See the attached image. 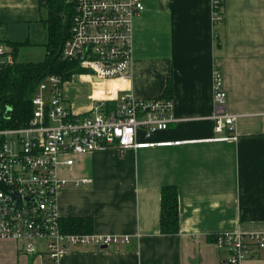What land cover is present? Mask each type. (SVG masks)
Here are the masks:
<instances>
[{
  "label": "crops",
  "instance_id": "1",
  "mask_svg": "<svg viewBox=\"0 0 264 264\" xmlns=\"http://www.w3.org/2000/svg\"><path fill=\"white\" fill-rule=\"evenodd\" d=\"M142 1L144 11L132 23L131 77L97 83L74 75L75 85L70 79L62 86L64 104L80 115L94 101H114L126 92L168 98L174 122L153 139L188 143L108 149L74 155L70 167L59 165L57 175L66 181L57 197L60 222L86 217L93 236L129 238L106 247L68 246L59 264H225L228 250L217 245L219 235L264 234V0H223L220 25L214 24L212 0ZM42 4L0 0V45L15 63L22 45L45 40L46 55V28L41 40L32 38V30L25 40L17 33L21 24L44 25ZM215 74L226 95L225 112L237 116L221 134L211 119ZM225 135L236 140H213ZM82 179L90 183L74 186ZM166 186L178 194L174 235L160 231ZM36 246L26 255L21 244L0 240V264H46L43 245ZM241 264H264V250Z\"/></svg>",
  "mask_w": 264,
  "mask_h": 264
},
{
  "label": "built area",
  "instance_id": "2",
  "mask_svg": "<svg viewBox=\"0 0 264 264\" xmlns=\"http://www.w3.org/2000/svg\"><path fill=\"white\" fill-rule=\"evenodd\" d=\"M68 34L60 58L75 64L85 76L128 80L132 63V23L144 11L142 0H72ZM214 24L222 20L223 0H212ZM3 66L15 63L12 53L0 45ZM226 95L215 74L213 129L221 134L237 116L224 110ZM32 115L27 124L0 127V240L21 244L28 255L43 245L46 264H59L68 246L106 247L128 244L127 237L72 234L62 230L57 197L66 181L57 167L73 165L74 155L117 149H152L180 146L187 141H155L174 122L173 102L168 98H137L126 92L114 101H94L89 112L74 114L65 106L60 75L41 78L30 98ZM264 123V114L262 115ZM214 141H234L219 136ZM89 179L74 186L89 184ZM216 243L228 250L225 264H241L253 253L264 250V234L219 235Z\"/></svg>",
  "mask_w": 264,
  "mask_h": 264
},
{
  "label": "trees",
  "instance_id": "3",
  "mask_svg": "<svg viewBox=\"0 0 264 264\" xmlns=\"http://www.w3.org/2000/svg\"><path fill=\"white\" fill-rule=\"evenodd\" d=\"M41 1L48 12L44 20L48 33L45 59L41 62H16L0 70L1 128H16L28 123L32 115L30 97L42 77L56 74L67 81L75 75L77 69L75 64L60 58L61 45L68 34L72 0ZM61 227L66 233H91V221L86 217L62 219ZM178 230L177 190L166 186L161 189L160 231L164 235H174Z\"/></svg>",
  "mask_w": 264,
  "mask_h": 264
},
{
  "label": "rangeland",
  "instance_id": "4",
  "mask_svg": "<svg viewBox=\"0 0 264 264\" xmlns=\"http://www.w3.org/2000/svg\"><path fill=\"white\" fill-rule=\"evenodd\" d=\"M39 12H40L41 19H46L47 18V10H46V8H45V6L43 4L40 7V11ZM218 24L219 25L222 24V20ZM218 24H215V25H218ZM29 30L33 31V32L30 33L32 38H38L39 40L46 38L45 27H44L43 23L41 24L40 22L36 23L34 25V27H32V28H29L27 23L19 25V27H17L18 36L20 38H22V40H25V38L27 36H29V34H28ZM44 41H43V43H44ZM43 43H41V44L35 43L32 46L22 45V47L19 48V55H17V61L18 62H27L26 60H32V59L36 60V61L44 60L45 59V49H44V46L42 45ZM75 76H85V73L82 70H79V72H78L77 69H76ZM61 78H62V76H61ZM75 79L76 78L73 77V79H71V82L72 81L75 82L76 81ZM69 80L64 81L63 78H62V86H63V84L65 82H68ZM74 82H72V85H75L76 82L75 83ZM108 87H109V85H108ZM82 89L86 90L87 87L86 86H82ZM34 91H35V89H34ZM34 91H33L32 95H31V97L34 94ZM3 128H9V127H3Z\"/></svg>",
  "mask_w": 264,
  "mask_h": 264
},
{
  "label": "water",
  "instance_id": "5",
  "mask_svg": "<svg viewBox=\"0 0 264 264\" xmlns=\"http://www.w3.org/2000/svg\"><path fill=\"white\" fill-rule=\"evenodd\" d=\"M93 81H94V82H97V83L102 82L101 80L96 79V78H93ZM0 189H1V190H4V191H7V192H10L9 189H8L7 187H4V186H2V185H0Z\"/></svg>",
  "mask_w": 264,
  "mask_h": 264
}]
</instances>
